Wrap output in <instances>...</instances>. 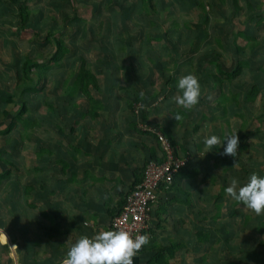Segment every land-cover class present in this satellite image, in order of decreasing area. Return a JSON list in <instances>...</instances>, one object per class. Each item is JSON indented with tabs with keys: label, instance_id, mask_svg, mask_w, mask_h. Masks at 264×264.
<instances>
[{
	"label": "trees",
	"instance_id": "obj_1",
	"mask_svg": "<svg viewBox=\"0 0 264 264\" xmlns=\"http://www.w3.org/2000/svg\"><path fill=\"white\" fill-rule=\"evenodd\" d=\"M142 1L0 0V69L2 65L10 63L15 70L10 81L4 82L0 78V125L7 119L11 120L4 128H0V162L5 167L0 169V204L6 207L9 198L19 199L31 195L35 199L56 197L57 189L54 185L62 181L59 171L73 173L72 170L83 164L80 157L83 153V136L88 130H94L98 126L94 123L98 118H107V114L110 116L112 109L123 100L136 122L139 118L163 131L178 155H190V164L193 151L180 143L171 128L148 120L146 110L160 96L169 100L177 95V80L180 75L178 70L173 72L171 68L173 65L176 67L180 59L177 54L181 49L188 46L187 53L182 54L184 58L188 52L199 51L206 39L217 37L222 47L235 56L228 65L222 54L211 50L209 55L212 52L213 57H207L202 62L197 60L196 65L206 72V76L197 75L204 96L194 109V115L202 111L204 117L218 119L215 113L217 109L224 119L216 122L224 121L225 129L220 132L218 128L219 133L214 131L213 134L223 140L225 134L235 132L234 123L242 146L238 148L236 157L222 155L223 167L217 163L209 164L217 175V179L213 175L211 179L210 176L208 178L215 185L212 188L216 187V192L211 193L214 204L208 210L207 217H201L199 223L202 227L195 231L198 245L194 248L192 260H196L198 264L201 260H204L203 264L261 262L260 255H264L263 218L260 219L255 240L248 247H241L237 253L227 246L232 243L230 232L223 226L219 228L215 222L223 219V216L234 217L241 211L236 207L230 214H216L226 195L217 191L222 189L221 185L225 190L230 181V166L225 165L226 162L235 160L239 165L242 151L248 149L244 139L252 135L261 136L263 133V128L255 129L253 126V121H256L254 119L263 121L262 117L247 120L250 123L247 125L244 120H239L241 114L243 117L245 114L237 112L236 107L241 105L244 88L247 89L244 93L246 101L256 103L262 98L264 70L258 69H262L260 64H264V61L257 63V69L251 57L256 50L261 49L260 53L264 58V32L261 33L264 29V0H231L230 13L224 8L225 0H192L196 6L194 14L183 16L187 18L184 25L176 23L173 26L172 22H177L179 17L170 11L172 1L159 0L162 9L152 13H138L128 7L141 3L156 9L155 0ZM147 8L148 6L145 9ZM140 16L157 21V28L147 29L138 24L136 21ZM152 31L163 32L166 36L168 44L163 45V48L172 51L171 58L158 54V45L153 43ZM11 50L14 54L12 61L4 55V52L9 54ZM147 57L149 60H145ZM128 68L133 71L132 77L127 73ZM146 68L152 71L145 78L143 71ZM250 68L255 72L252 85L243 84L240 87L233 82L244 74L245 69L251 73ZM32 74L37 76L36 81ZM89 76H94L95 81L89 80ZM24 86L25 93L21 94L23 102L15 112L10 113V105L15 103V90ZM141 92L145 94L143 99L140 97ZM209 96L211 99H208ZM228 98L234 100L232 111L238 117L236 120L225 117L229 112V108L225 106ZM139 102L143 106L137 114L135 105ZM136 122H131L135 132L152 137L155 135L138 128ZM201 129L196 124L192 132H200ZM67 131L76 138L77 144L73 149L62 145V140L59 141L60 145L56 144L58 135ZM226 143L225 141L224 146ZM224 146H216L212 151L217 150L218 154L223 151ZM202 148L203 141L196 143V152H201ZM58 151L62 154L58 155ZM213 154L214 152L211 153ZM251 159L254 158L249 156V160ZM150 160L161 162L163 157ZM248 163L244 162V165ZM146 164L142 169L143 176ZM189 164L175 175L171 185L167 188L161 186L160 189L170 192L177 186L176 191L190 197L182 182L198 175V172L196 168L190 170ZM243 169L245 173H250L249 165ZM247 174L245 177H248ZM143 176L126 191L125 199L115 215L121 211L127 195L143 180ZM49 181L53 183L52 188H49ZM210 190L211 188L209 192ZM17 202L16 205L12 203L15 210L19 205ZM237 205L240 204L235 206ZM248 211L250 212L243 211V230L250 218L255 217L252 216L254 212ZM219 229L228 232L226 238L221 239ZM158 249L168 251L166 247ZM169 255L177 257L176 252ZM164 262L156 260L150 264H166Z\"/></svg>",
	"mask_w": 264,
	"mask_h": 264
},
{
	"label": "crops",
	"instance_id": "obj_2",
	"mask_svg": "<svg viewBox=\"0 0 264 264\" xmlns=\"http://www.w3.org/2000/svg\"><path fill=\"white\" fill-rule=\"evenodd\" d=\"M170 1L173 2L170 11L179 17L177 22H172V26L176 23L184 25L187 18L183 16L194 14L195 4L192 0ZM223 5L230 13L231 0H225ZM146 6H148L147 9H145ZM146 6L141 3L128 5L131 11L136 10L138 13H152L162 9L159 0H155L156 9L150 5ZM136 22L147 29L157 28V21L153 22L145 17H138ZM158 25L160 28L162 27L160 22ZM152 35L153 43L158 45V54L171 58L172 51L163 48V45L168 44L163 32L152 31ZM179 44L181 43L179 42ZM182 44L185 43L182 42ZM206 50L220 53L224 59L226 57L233 59L235 56L232 53L226 54V50H221L215 44L211 49ZM183 53H187L186 47H183L177 54L180 59L176 67L171 68L173 72H178L179 62L187 61L190 55L203 56L194 51L188 52L187 56L182 58ZM4 55L10 61L14 58L13 50L9 54L4 52ZM206 58L204 57L203 60ZM145 60H149V57ZM151 71L150 68L144 69V77H148ZM194 71L201 76H206L204 75L206 72L201 71L199 67ZM14 73L15 70L10 63L4 64L0 69V78L4 82H8ZM127 73L129 77L133 76L132 69L128 68ZM178 73L182 76L180 72ZM156 74L159 75V72ZM32 76L36 81L37 76L35 74ZM25 89L26 86L22 91L20 88L15 90V103L11 104L13 107L17 108L18 105H21L23 102L21 94L25 93ZM19 92L20 95H17ZM173 102V99L166 100L163 96L158 97L153 105L147 108V119L152 123L158 122L160 125L171 128L180 143L193 151L189 169L196 168L198 175L191 176L182 182L184 188L189 191L190 197L176 191L177 186H174L170 192L158 189L157 200L152 206L149 226L144 231L146 235L150 236V242L143 246L139 252L136 264H150L156 260L162 261V263L165 261L166 264H178V262L179 264L181 262H183L182 264H198L196 260H192L194 248L198 245L195 231L202 227V224L199 223L202 219L200 214L208 212L207 192L208 194L216 192V187L212 188L215 185L211 180H208L209 176L211 179L212 174L216 175L213 166H209V164L217 163L221 167L224 166L221 152L218 153L219 157L216 153L217 150L200 157L195 151L196 143L202 142L204 137L201 136L202 133L192 132L195 125L192 127L189 119L195 114L194 109H183ZM228 108L229 112L225 117L232 120L238 119L233 114L232 105ZM10 110L12 113L16 109ZM185 110L190 112V118L184 114ZM177 113L182 116L179 121L173 117ZM215 113L218 119L210 118V116L204 117L202 111L199 114L196 113L199 116L200 125L202 123L201 128H204L201 129L204 134L205 131L211 130L213 125L212 134L218 128H221V131L224 129V121L216 122L221 120L222 115L218 110H215ZM106 116L107 118H98L94 122L98 126L94 130H88L87 134L83 136L81 143L83 153L80 155L83 164L72 170L73 173L59 171L62 181L58 185H54L57 189L56 197L35 199L31 195L19 199L9 198L6 207H2L0 204V210H3L0 211V240L4 241V243H0V264H60L65 259L71 245L82 235L91 237L100 230H113L112 219L120 209L126 191L142 178L144 164L151 158L163 156V151L160 142L155 140V135L152 134V137L135 132L131 122H136V120L133 116L131 117L126 101H120L112 109L111 115L107 114ZM10 122V119L3 121L0 128H4ZM233 131H236L234 123ZM60 140L64 141L62 145H66L70 149H73L77 144L76 138L69 131L58 135L57 145H60ZM206 151L203 145L201 152ZM212 152L217 155H211ZM61 154L62 152L58 151V155ZM52 187L53 183L49 181V188ZM209 188L213 189L212 192L211 190L209 192ZM15 202L19 204L16 210L15 207H12V203ZM161 247H166L168 251L158 249ZM199 251L201 252L202 249ZM174 252L177 257L169 255ZM199 263L203 264L204 260Z\"/></svg>",
	"mask_w": 264,
	"mask_h": 264
},
{
	"label": "clouds",
	"instance_id": "obj_3",
	"mask_svg": "<svg viewBox=\"0 0 264 264\" xmlns=\"http://www.w3.org/2000/svg\"><path fill=\"white\" fill-rule=\"evenodd\" d=\"M144 95L143 92L140 93L141 99ZM203 96L200 79L195 73H188L178 78L177 95L173 97L177 106L193 110L199 105ZM208 99H211V96ZM173 117L177 121L182 119L179 113ZM237 133L225 134L223 140L216 134L205 136L203 145L207 151L198 154L204 157L216 146H224L226 141L222 155L236 157L239 148ZM224 191L234 201L243 204L246 210H251L258 216L264 215V177L254 172L244 186H240L236 178H231L230 185ZM149 242L150 236L146 234L133 236L130 229L122 226H117L115 230H100L91 237L82 235L72 244L63 264H134V258ZM0 243L4 241L0 240Z\"/></svg>",
	"mask_w": 264,
	"mask_h": 264
},
{
	"label": "rangeland",
	"instance_id": "obj_4",
	"mask_svg": "<svg viewBox=\"0 0 264 264\" xmlns=\"http://www.w3.org/2000/svg\"><path fill=\"white\" fill-rule=\"evenodd\" d=\"M213 18L215 19V15H213ZM263 32H264V29L261 30V33H263ZM213 44H215V46L220 48L221 50L225 51V49L222 47V45L219 42L217 37H213L212 39L211 38L206 39L204 41V43L202 44L203 45L202 48L199 51H197L198 53H201L203 56L192 54L189 56L190 58L187 61L179 62L178 69H179L180 74L185 75L188 73H195L194 70L198 68V66L196 65L197 60H200V62H202L204 57H210V56L213 57V53L211 52V54L209 55L210 51L206 50V49H211ZM187 47L188 46H186V48ZM260 51H261V49L256 50L255 54L251 57V61L253 60V62H254L253 65L257 69H258L257 63L262 61V60L264 61V58H262V54L260 53ZM176 53H177V51H176ZM226 54H230V53L227 51ZM192 59H193L194 64L192 63ZM225 60L228 62V65H230L233 62V59H231L230 57H228V58L226 57ZM194 61H196V62H194ZM207 65L208 64H206V66ZM260 65L263 67L261 70L258 69V71H263L264 70V64L261 63ZM250 71H251V73H249V71L247 69H245L244 74H242V76H240L239 78H237L233 82L235 84H238L240 87H242L243 84L244 85H246V84L252 85L254 83L252 79L255 76V72H253V68H250ZM129 74H130V72H129ZM195 74L199 75L198 72H196ZM250 75H251V78H250ZM88 79L91 81H95L94 76H91V77L89 76ZM23 89H24V87H20L21 91ZM246 91H247L246 88H244V90L242 89V102H241V105L239 107H236L237 112H242L243 114H245L244 117L241 114V117L239 120L242 122L245 121V123L248 125V124H250L248 121H250L251 118L254 119L253 117L260 116V117H262V120L264 121V88H262V98H260V96H259L260 100H258L256 103H254L252 101H246L245 100V98H244L245 94L244 93ZM17 95H20V92L17 93ZM230 105H232V107H234L235 103H234L233 99L228 98L227 101L225 102V106L228 108ZM12 108H15L17 110V108L13 107V105L10 106V109H12ZM183 112H185L184 114H186V116L190 118V112L188 113L186 110ZM212 112H213V109H212L211 113ZM222 118H223V116L221 117V120H222ZM189 120L191 121L190 124L192 127L196 124L200 125L199 116H197V115H193V117L191 116V118ZM254 120H256V121H253L254 128L255 129L256 128L257 129L263 128V133L261 134V136L252 135V136H247L244 139V142L247 145L248 149H247V151H242L243 152L242 158H240L242 162L240 161L239 165L235 163V160H232L229 163L226 162V164H225L227 166H230L229 167V174H230L229 179L236 178L239 181L240 186H244L249 181L251 174L254 172L257 173L259 176L264 177V135H263L264 134V122L260 121L258 118L254 119ZM136 124L138 125L137 122H136ZM201 125H202V123H201ZM202 129H204V128H202ZM224 129H225V127H224ZM212 130H214V125L211 126V130L205 131V134L202 130L199 133H202L201 136L205 137L206 135H212ZM216 131H217V133H219V130H216ZM220 132H221V128H220ZM235 132H237V130ZM241 146H242L241 140L239 138V147H241ZM224 147H223V151H224ZM223 151H221V153H223ZM247 154H249V155H247ZM219 155L220 154H218V157H219ZM249 156L251 158H254V159L249 160ZM244 162H249V163L244 165ZM237 165H238V167H237ZM247 165H249V168H250L249 174L245 173V170L243 169ZM4 168H5L4 165H2L0 162V169H4ZM246 174L248 175V177H245ZM213 178L217 179V176L213 175ZM229 185H230V181H229ZM221 188L222 189L217 191V193L221 192V194L222 193L226 194L224 192L223 185H221ZM206 196L208 198V203L206 204L207 210H209L213 207L214 198L212 197V195L210 193L208 194V192H207ZM222 202L223 203H221V204H223V205L221 207V204H219L220 208L216 212V214H222V213L223 214H230V211L232 209H236V207L241 209L240 213H238L234 217L223 216V219H220V220L215 222L216 225L219 226V228L223 226L226 230H228L230 232V234L232 236V240H231L232 243H230L227 246L232 250V252L237 253V252H240V250L242 249L241 247H245V246L248 247L249 244L255 240V237L258 235L257 234V228H258L260 219L261 218L264 219V215L258 216L255 213H253L252 216H255V217L253 219L250 218V220L246 226V229L243 230V227H244L243 226V218H242L243 213L244 212H250V211L246 210L244 208L243 204L235 206L237 204V202L234 201L228 195L224 196V198L222 199ZM202 216L207 217V213H203ZM226 230L224 231V230L219 229L218 233H219V235L221 234L220 235L221 239L226 238L225 236H226V234H228V232ZM260 260H261V262H259L257 260V261H253L252 264H264V255H260Z\"/></svg>",
	"mask_w": 264,
	"mask_h": 264
},
{
	"label": "built area",
	"instance_id": "obj_5",
	"mask_svg": "<svg viewBox=\"0 0 264 264\" xmlns=\"http://www.w3.org/2000/svg\"><path fill=\"white\" fill-rule=\"evenodd\" d=\"M142 103L135 105V112L139 114ZM138 127L157 136L163 151V160H150L145 167L143 180L127 195L121 211L112 219L113 230L117 226L130 229L133 236L144 235L149 226L152 206L157 200V191L161 186L166 188L172 184L175 175L189 164L190 155H178L163 131L155 126L137 120ZM139 255V254H138ZM138 255L134 258V264ZM63 264V261L60 263Z\"/></svg>",
	"mask_w": 264,
	"mask_h": 264
}]
</instances>
